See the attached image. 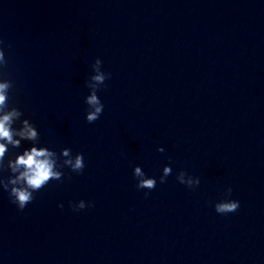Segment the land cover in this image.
I'll list each match as a JSON object with an SVG mask.
<instances>
[{"label": "water", "instance_id": "95a60500", "mask_svg": "<svg viewBox=\"0 0 264 264\" xmlns=\"http://www.w3.org/2000/svg\"><path fill=\"white\" fill-rule=\"evenodd\" d=\"M0 40L10 103L85 164L23 210L0 191V264H264V0H0ZM227 186L240 205L216 213Z\"/></svg>", "mask_w": 264, "mask_h": 264}, {"label": "clouds", "instance_id": "9594fccd", "mask_svg": "<svg viewBox=\"0 0 264 264\" xmlns=\"http://www.w3.org/2000/svg\"><path fill=\"white\" fill-rule=\"evenodd\" d=\"M6 63L3 40H0V191L7 192L10 202L15 204L18 210H23L33 200L34 193L50 180H61L64 168L80 173L85 164L81 152L73 154L69 147H63L58 154L54 149L40 143V133L36 125L19 107L10 103L13 81L7 78L4 71ZM101 65L100 57H96L91 64L92 72L85 81L88 93L83 99L86 106L84 119L89 123L97 120L104 108L98 89L103 86L110 73L102 71ZM164 150L163 145L157 146V151ZM5 170L7 175L3 174ZM171 172V164H164L158 177L159 181L164 183ZM132 174L136 178L138 189L150 190L157 183V177L146 175L140 165L133 166ZM175 178L189 188L200 183L199 176L186 173L183 168L176 172ZM231 194L232 188L227 186L223 198L213 204L216 213L226 214L237 210L240 202L230 198ZM144 195L147 196L148 192ZM68 203L74 211L92 206V201L86 202L84 199ZM57 206L62 208L63 204L58 203Z\"/></svg>", "mask_w": 264, "mask_h": 264}]
</instances>
